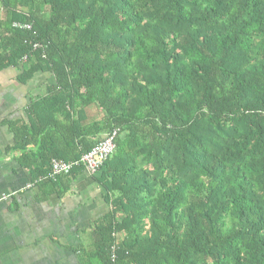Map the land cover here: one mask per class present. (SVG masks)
Here are the masks:
<instances>
[{
  "label": "trees",
  "instance_id": "16d2710c",
  "mask_svg": "<svg viewBox=\"0 0 264 264\" xmlns=\"http://www.w3.org/2000/svg\"><path fill=\"white\" fill-rule=\"evenodd\" d=\"M0 24V72L54 81L8 124L32 179L116 131L81 255L264 264V0H0Z\"/></svg>",
  "mask_w": 264,
  "mask_h": 264
},
{
  "label": "crops",
  "instance_id": "0c3cea01",
  "mask_svg": "<svg viewBox=\"0 0 264 264\" xmlns=\"http://www.w3.org/2000/svg\"><path fill=\"white\" fill-rule=\"evenodd\" d=\"M17 73L0 72V197L10 194L0 201V264H93L81 252L92 249L93 224L108 212L106 189L80 170L66 176L69 189L60 194L46 183L38 186L20 164L8 124L26 121L27 105L54 81L37 73L22 84Z\"/></svg>",
  "mask_w": 264,
  "mask_h": 264
},
{
  "label": "built area",
  "instance_id": "2783aa9c",
  "mask_svg": "<svg viewBox=\"0 0 264 264\" xmlns=\"http://www.w3.org/2000/svg\"><path fill=\"white\" fill-rule=\"evenodd\" d=\"M13 26L23 27L26 29L30 28L29 24L20 25L14 23ZM116 131L114 130L110 135H107L103 140L96 143L89 151L82 154L78 159L73 161H64L58 159H51L50 167L45 176H41L37 179L54 180L59 176H67L72 172L75 167H83V169L90 175H95L100 170L103 162L111 155L115 148L114 138ZM32 184H27L26 187H31ZM10 194H6L0 197V201L6 199Z\"/></svg>",
  "mask_w": 264,
  "mask_h": 264
},
{
  "label": "rangeland",
  "instance_id": "374dc122",
  "mask_svg": "<svg viewBox=\"0 0 264 264\" xmlns=\"http://www.w3.org/2000/svg\"><path fill=\"white\" fill-rule=\"evenodd\" d=\"M7 70H8V69H7ZM1 80H2V78L0 77V81H1ZM49 80H51V81H52V80H53V78L50 76V79H49Z\"/></svg>",
  "mask_w": 264,
  "mask_h": 264
},
{
  "label": "bare ground",
  "instance_id": "6f19581e",
  "mask_svg": "<svg viewBox=\"0 0 264 264\" xmlns=\"http://www.w3.org/2000/svg\"><path fill=\"white\" fill-rule=\"evenodd\" d=\"M12 2V1H11ZM14 5V4H13ZM4 7V6H3ZM9 21V20H8ZM1 25V24H0ZM4 27V26H3Z\"/></svg>",
  "mask_w": 264,
  "mask_h": 264
}]
</instances>
